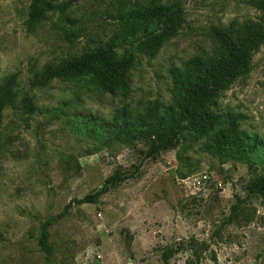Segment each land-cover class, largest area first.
I'll list each match as a JSON object with an SVG mask.
<instances>
[{"label": "rangeland", "instance_id": "rangeland-1", "mask_svg": "<svg viewBox=\"0 0 264 264\" xmlns=\"http://www.w3.org/2000/svg\"><path fill=\"white\" fill-rule=\"evenodd\" d=\"M252 1L75 0L30 28L33 0H0V81L19 75L16 100L0 113V264H166L170 250L168 264H264V198L249 191L264 179V46L217 104L244 116L241 129L257 142L249 158L223 163L201 149L204 139L149 155L148 139L105 138L118 109L168 104L171 72L212 55L213 30L264 24ZM151 3L179 5L183 26L150 54L141 33L116 42L117 57L131 61L127 92L104 93L89 77L31 88L49 65L117 41L123 15ZM117 171L133 176L94 203H75ZM47 223L50 259L39 244Z\"/></svg>", "mask_w": 264, "mask_h": 264}, {"label": "trees", "instance_id": "trees-1", "mask_svg": "<svg viewBox=\"0 0 264 264\" xmlns=\"http://www.w3.org/2000/svg\"><path fill=\"white\" fill-rule=\"evenodd\" d=\"M74 1L54 3L51 0H33L29 8V27L40 23L49 11L65 12ZM252 4L264 12V0H253ZM122 23L125 33L117 41H109L95 50L49 65L30 79L31 88L44 87L54 79L89 77L91 83L104 93L127 92L131 61L117 57L116 42L141 33V38L137 39L139 48L143 53H153L165 40L178 34L183 26V10L176 4L151 3L123 15ZM211 36L217 43L212 55L196 56L182 68L171 72L173 92L168 104L155 101L144 111L118 109L109 123L111 129L106 132L105 138L124 144L148 139L151 142L149 155L173 148L180 140L204 139L201 149L223 163L249 158L256 151L257 142L241 129L244 116L221 111L217 109V104L222 94L250 71L253 56L264 46V24L262 21H248L241 25L232 23L222 31L213 30ZM18 80L19 75L12 74L0 81V113L16 100ZM33 100L30 94L22 99V106L28 114L36 111ZM132 176L117 171L106 179L101 190L75 203H94ZM249 191L264 198V179H257L250 185ZM70 206L60 217L66 216ZM49 225L43 226L39 244L50 259ZM174 252L170 250L164 254L166 264Z\"/></svg>", "mask_w": 264, "mask_h": 264}]
</instances>
